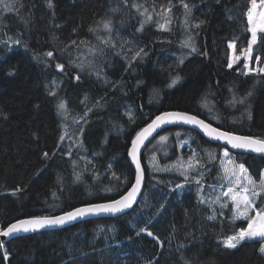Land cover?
Wrapping results in <instances>:
<instances>
[{"label": "trees", "instance_id": "trees-1", "mask_svg": "<svg viewBox=\"0 0 264 264\" xmlns=\"http://www.w3.org/2000/svg\"><path fill=\"white\" fill-rule=\"evenodd\" d=\"M48 3L0 0V230L22 218L118 198L134 178L127 158L132 138L162 112H187L222 130L264 139V75H244L240 63L228 69L229 44L238 55L250 40V0ZM105 20L112 22L111 37L96 23ZM257 47L264 60V33ZM89 53L96 54L100 77L76 68ZM61 102L65 114L77 109L83 116L92 108L83 150L67 149L61 139L71 129L62 127ZM205 104L221 121L201 111ZM159 135L170 137L165 153L157 148ZM159 135L141 156L144 188L126 214L14 238L0 244V264H264L259 242L233 249L222 243L247 225L231 221L232 205L221 207L226 197L217 201L214 179L225 148L183 127ZM193 152L203 166L191 168L185 179L172 165ZM233 156L258 183L264 158Z\"/></svg>", "mask_w": 264, "mask_h": 264}, {"label": "snow or ice", "instance_id": "snow-or-ice-1", "mask_svg": "<svg viewBox=\"0 0 264 264\" xmlns=\"http://www.w3.org/2000/svg\"><path fill=\"white\" fill-rule=\"evenodd\" d=\"M125 4L127 3V0H124ZM251 7L248 8L247 11V18L249 22V29L248 31L251 32L252 36L251 39L248 42V49L247 55L245 56V63L244 68L248 69V59L252 56V46L256 43L257 39V32L264 33V0H259V4H257V0H250ZM14 5L9 6V10L12 9ZM48 7H52L51 0H49ZM133 7L139 8L138 5H133ZM184 8L186 11L188 10V5L184 4ZM259 9V10H258ZM118 9H113V11H117ZM145 11H147L145 9ZM165 11H169V9H166ZM144 13H141L143 15ZM257 17L260 19L257 20ZM148 19H151V16L148 17ZM98 25L103 24V28L105 30H111V20H105V21H97ZM203 23V21H201ZM197 27L199 25H196ZM143 27V22L141 24V29ZM160 27H164V25H160ZM141 29H137L138 31ZM75 31V30H74ZM90 32L95 31L93 28H89ZM16 43H19V41H16ZM72 44H76V41H71ZM81 43H84L83 41ZM103 43L107 44L108 41H103ZM184 47H192L188 41L183 42ZM233 45L230 44L229 47L231 48ZM90 52L95 51V49H89ZM192 51H196L195 47H192ZM141 52H143V49L136 52L133 56V59L136 57H139L141 55ZM46 56L52 57L53 53L48 52L46 53ZM236 60L239 59V57H235ZM255 59L257 61L261 60L260 56H256ZM182 62V61H181ZM234 63V60L230 59L229 61V68L232 67V64ZM58 70L63 69L62 64L56 65ZM251 71V70H250ZM257 71L264 73V68H260ZM79 79V77H77ZM179 80V77L174 78L171 81V84L169 87L175 85ZM251 95V92L248 94ZM244 101L241 100L240 103H243ZM205 106H207L205 104ZM60 109L65 108L64 102H61L58 106ZM87 115V113H85ZM131 117V113L128 114ZM251 118V117H249ZM175 121H182L186 124H192L199 128H201L206 135H208L211 138L217 139V140H224L229 145H231L232 148L236 149H245V150H251L255 153H264V139L253 137L250 135H235L231 132L227 131H221L216 128H212L209 124H206L203 120L198 119L194 115H188L186 113L182 112H165L159 116H157L150 124H148L145 128L141 129L139 132L136 133L135 137L131 141V147L128 150V155L132 159V163L135 164L136 168V175H135V183L132 184L131 188L128 190V192L121 196L119 199L111 200L109 203H102V204H88L84 207L75 208L72 211L65 212L61 216L56 217H33L31 219L27 220H21L17 223L11 224L7 227L5 230H0V236H9L12 233H16L19 231H30V230H38L40 228L45 227V225H60L64 224L67 221L75 220L78 217H84L87 214H93V213H118L121 212L124 209L129 208L133 201L136 199L137 193L140 192V186L143 179V171L141 168V163L138 158V153L140 151L141 146L144 144L145 140L148 139V137L152 134L155 129L159 128L162 124L175 122ZM64 137L62 136L61 139ZM166 137H160L161 141L166 140ZM45 157L48 156L47 153L44 154ZM197 154L193 152L192 156L188 158L187 164H185L183 161L178 160L172 167H176L177 169H181L180 174L185 176V179H187V171L190 168H194L197 165L203 166L200 164V161L196 158ZM223 156L226 158L225 162L222 163V169L224 172L225 179L228 177H234V180L229 181V187L228 190L223 192L222 195L225 197H230L231 203H232V210H233V216L232 220H246L247 221V227L241 228L236 235L229 236L227 239L223 241L224 246L230 249L236 248L238 244H240L241 241H244L247 239H253V238H261L264 239V204H258L257 198L262 197L264 195V171L261 172L259 182L257 183L256 180L253 179V177L249 174V170L245 167L243 163L237 164L235 159L232 158L227 150L224 151ZM153 160L155 157L152 158ZM115 175V174H114ZM79 178V177H78ZM197 183L199 184L200 181L198 180ZM177 187H180V185H177ZM238 187L241 189V192H236L235 188ZM20 189H16V191H19ZM243 193V194H241ZM199 196V193H198ZM219 200V197H217V201ZM201 202H203V199L201 198ZM228 203L225 202L221 204V207H227ZM250 212H254L255 215H249ZM215 216H209L208 219H214ZM141 232H145L146 229L141 228ZM149 236H152L153 234L151 232H148ZM2 247V246H0ZM260 252L264 253V245L260 247ZM5 260H7V256H5Z\"/></svg>", "mask_w": 264, "mask_h": 264}, {"label": "rangeland", "instance_id": "rangeland-1", "mask_svg": "<svg viewBox=\"0 0 264 264\" xmlns=\"http://www.w3.org/2000/svg\"><path fill=\"white\" fill-rule=\"evenodd\" d=\"M257 4H259V0H257ZM259 10V9H258ZM142 13V11H141ZM143 17L147 20V23H150L152 22V16L150 14H147L145 11L143 12ZM151 16V19L149 20L148 17ZM260 18L257 17V20H259ZM249 23V22H248ZM250 27V25H249ZM111 31V30H110ZM109 30H105V34L108 33V36L111 37V35L109 34L110 32ZM260 34H262V32H257V39H256V43L252 46V56L250 59H248L247 63H248V69H245L244 68V63H245V56L247 55V49H248V46L245 50L241 51L240 54L238 55H235L234 54V46H232L231 48L229 47V50H230V53H229V61L230 59L234 60V63L232 64V67L229 68L228 66V69H232L233 67H235L237 64H241V70L243 72L244 75H250V74H253V75H264V73H261L259 71H257L258 69L260 68H264V60H260V61H257L255 59L256 56H259L258 53H257V46L259 45V36ZM120 36H121V33H120ZM251 32H250V39H251ZM181 43V46H183V42L184 40H181L179 41ZM111 43V42H109ZM190 44V43H189ZM230 45V44H229ZM184 47V46H183ZM235 57H239L238 60L235 59ZM96 60V54L95 53H89L88 54V57H80V60L78 62V64L76 65V68L79 69V73L80 74H87V75H94V76H99V71H97L96 69V66L94 65V62ZM251 70V71H250ZM105 82V80H104ZM89 101V99H86L84 100V103L85 105L87 104V102ZM83 103V105H84ZM83 107V106H82ZM81 107V108H82ZM105 105L103 106V109H105ZM201 111L206 114L207 116H209L210 118L214 119L215 121H221L220 120V116L218 115L217 111L214 109V107L211 108V106H205L203 105L201 108ZM90 111H92V108L90 110L87 111V115H83L81 116L80 113H79V110L77 109H74L73 111H70V113L68 114H65L63 112V109H60V116H61V121H62V127L65 129L66 127H69L71 126V129H69V131L65 134L64 138L62 141H64V139H66V148L68 149V147L71 148V146L73 145H76L75 147L79 150H83L84 149V137H85V133H86V130L87 128L92 124V120H91V117L88 118V114L90 113ZM244 112H246L247 114H249V110L246 109ZM100 120V116H95V118H93V120ZM163 135H159L156 139H155V142L157 144V148L159 150V153L160 152H163L165 153L166 152V148L168 147V145L170 144V137L169 135H164L163 137H166L167 139L164 140V141H161L160 140V137H162ZM225 149L223 150H220L219 151V166H220V171L221 173L219 172L218 176L214 179V182L216 183V185H214L218 191V194L217 196L218 197H223L225 198V196L222 195L223 192L227 191L228 190V187H229V181L230 180H234V177H228L227 179H225V176H224V172H223V169H222V163L225 162L226 158L223 156V153H224ZM84 152V151H82ZM230 156L232 158H234L233 154L230 153ZM68 157V156H67ZM153 159H151V162L153 163ZM188 161H185V164H187ZM73 166H75V164H73ZM76 167V166H75ZM264 171V170H263ZM181 172V170H180ZM192 170L191 168L187 171L186 175H187V179L189 177V175L191 174ZM81 172H78L76 174V180L77 181H80L81 180ZM183 177H185L184 175H182ZM79 177V178H78ZM235 191L236 192H241V189L236 187L235 188ZM243 194V193H241ZM227 198V203L231 204V199L230 197H226ZM203 203H206L205 201H203ZM257 203L258 204H264V195H262V197H258L257 198ZM223 209L225 210L226 207H223ZM249 215H255L254 212H250ZM232 216H233V210H232V213H231V221L232 220ZM235 221H246V220H235ZM247 222V221H246ZM247 227V225H246ZM245 227V228H246ZM224 241V240H223ZM222 241V243H223ZM254 242V241H257L260 243V247L262 245H264V239H261V238H253V239H245L244 241H241V243L243 242ZM224 245V243H223ZM239 245V244H238ZM237 245V246H238ZM264 255V253H262Z\"/></svg>", "mask_w": 264, "mask_h": 264}, {"label": "water", "instance_id": "water-1", "mask_svg": "<svg viewBox=\"0 0 264 264\" xmlns=\"http://www.w3.org/2000/svg\"><path fill=\"white\" fill-rule=\"evenodd\" d=\"M165 112H180V111H165ZM165 112H162L158 115H156L149 123H147L145 126H143L141 129L145 128L148 124H150L157 116L165 113ZM182 113H186L188 115H192L190 113H187V112H182ZM195 116V115H194ZM197 117V116H196ZM198 119H201L199 117H197ZM202 120V119H201ZM204 121V120H203ZM206 124H209L212 128H216V129H219L221 131H225V130H222L220 128H217L215 127L214 125L204 121ZM170 127H183V128H187V129H190L196 133H198L204 140L212 143V144H216L218 146H221L223 148H225L227 151H229L230 153H233V154H241V155H249V156H256V157H260V158H264V153H255V152H252L251 150H245V149H236V148H232L231 145H229L226 141L224 140H217V139H214V138H211L209 137L208 135H206L204 133V131L195 126V125H192V124H186L182 121H175V122H170V123H165V124H162L159 128L155 129V131L152 132V134L148 137L147 140H145L144 144L141 146L140 148V151L138 153V158L140 160V163H141V156L145 150V148L148 146L149 143H151L163 130L167 129V128H170ZM140 129V130H141ZM139 130V131H140ZM138 131V132H139ZM228 132V131H227ZM232 133V132H231ZM235 134V133H233ZM136 135V134H135ZM134 135V137H135ZM235 135H238V134H235ZM133 137V138H134ZM132 138V139H133ZM132 141V140H131ZM131 147V142H130V145H129V148ZM128 148V150H129ZM127 158H128V161L129 163L131 164L133 170H134V178H133V183H135V175H136V168H135V164L132 163V159L131 157L128 155V152H127ZM141 168H142V171H143V179H142V182H141V186H140V192L137 193V196H136V199L133 201L132 205L127 208V209H124L122 210L121 212H118V213H93V214H87L85 215L84 217H78L76 218L75 220H72V221H67L66 223L64 224H60V225H45V227L43 228H40L38 230H30V231H19V232H16V233H12L10 234L9 236L5 237V236H0V243H6L14 238H17V237H22V236H27V235H32V234H36V233H40V232H47V231H54V230H60V229H64V228H67V227H70V226H73L75 224H78V223H81V222H84V221H87V220H100V219H115V218H118L124 214H126L137 202L138 200L140 199L141 197V194H142V191H143V188H144V184H145V174H144V168H143V165L141 163ZM131 184V186H132ZM131 186L122 194L120 195L118 198L116 199H119L121 196L125 195L128 190L131 188ZM114 200V199H113ZM111 201V200H110ZM110 201H107V202H102V203H109ZM102 203H91V204H102ZM88 204H85V205H81V206H78V207H75V208H79V207H84ZM73 208V209H75ZM73 209L69 210V211H72ZM68 212V211H66ZM65 212L63 213H60V214H57V215H52V216H42V217H56V216H61L63 215ZM33 218V217H31ZM31 218H22V219H19L11 224H14V223H17L18 221H21V220H27V219H31ZM10 224V225H11ZM8 227V226H7ZM7 227L5 229H7ZM4 229V230H5Z\"/></svg>", "mask_w": 264, "mask_h": 264}, {"label": "bare ground", "instance_id": "bare-ground-1", "mask_svg": "<svg viewBox=\"0 0 264 264\" xmlns=\"http://www.w3.org/2000/svg\"><path fill=\"white\" fill-rule=\"evenodd\" d=\"M0 244H3V243H0Z\"/></svg>", "mask_w": 264, "mask_h": 264}]
</instances>
